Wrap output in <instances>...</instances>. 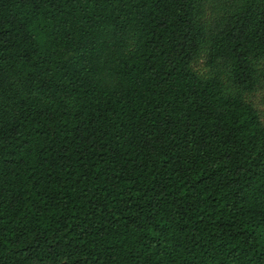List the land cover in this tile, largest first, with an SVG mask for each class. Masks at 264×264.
<instances>
[{"label":"trees","instance_id":"trees-1","mask_svg":"<svg viewBox=\"0 0 264 264\" xmlns=\"http://www.w3.org/2000/svg\"><path fill=\"white\" fill-rule=\"evenodd\" d=\"M264 0H0V264H264Z\"/></svg>","mask_w":264,"mask_h":264},{"label":"rangeland","instance_id":"rangeland-1","mask_svg":"<svg viewBox=\"0 0 264 264\" xmlns=\"http://www.w3.org/2000/svg\"><path fill=\"white\" fill-rule=\"evenodd\" d=\"M256 106L262 114L264 120V87L260 89L255 95L252 96Z\"/></svg>","mask_w":264,"mask_h":264}]
</instances>
